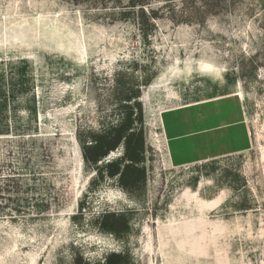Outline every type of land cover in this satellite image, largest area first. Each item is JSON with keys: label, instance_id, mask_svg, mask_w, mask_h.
Segmentation results:
<instances>
[{"label": "rangeland", "instance_id": "obj_1", "mask_svg": "<svg viewBox=\"0 0 264 264\" xmlns=\"http://www.w3.org/2000/svg\"><path fill=\"white\" fill-rule=\"evenodd\" d=\"M137 103L123 187V143L93 164L79 137ZM188 221L161 254L158 225ZM113 253L264 264V0H0V264Z\"/></svg>", "mask_w": 264, "mask_h": 264}, {"label": "trees", "instance_id": "obj_2", "mask_svg": "<svg viewBox=\"0 0 264 264\" xmlns=\"http://www.w3.org/2000/svg\"><path fill=\"white\" fill-rule=\"evenodd\" d=\"M137 107L138 114H136L135 118H132L134 115L133 111L128 107L119 122L113 125L111 129H104L92 137H79L84 159L93 164L101 160L120 143H123L124 159L130 162L123 164L121 168L118 163L114 162H109L107 165L110 176L119 174V182L123 187H128L130 183H133L134 180L136 182V180L144 175L143 169L136 167V163L140 161L139 155L144 145L141 128L136 132L133 125L135 120L141 123V108L138 103ZM107 230L113 233L117 232L115 227H108ZM125 258V255L113 253L107 256V260H105L106 264H125Z\"/></svg>", "mask_w": 264, "mask_h": 264}, {"label": "crops", "instance_id": "obj_3", "mask_svg": "<svg viewBox=\"0 0 264 264\" xmlns=\"http://www.w3.org/2000/svg\"><path fill=\"white\" fill-rule=\"evenodd\" d=\"M198 222L200 224L199 227L204 226V224L200 220H198ZM194 228H196V227H195V223H193V221H188L186 223H182L179 225L170 224L166 227L159 225L158 229H157V234L159 235L158 243H159V248H160L159 250H160L161 254H164L163 248H165L166 239H168L169 236H172V238H174V235H176V233L179 234L180 232H186V234H189L191 236V233H192ZM190 229H192L191 232H190ZM202 239H203V241L205 240V238H202ZM177 245L182 246V240L181 239L178 241ZM191 247L194 249V252L200 250V248H197L195 243H191Z\"/></svg>", "mask_w": 264, "mask_h": 264}, {"label": "bare ground", "instance_id": "obj_4", "mask_svg": "<svg viewBox=\"0 0 264 264\" xmlns=\"http://www.w3.org/2000/svg\"><path fill=\"white\" fill-rule=\"evenodd\" d=\"M76 197H77V196H76ZM159 225H160V224H159ZM159 225H158V226H159ZM147 228H148V227H147ZM169 229H170V228H169ZM191 230H192V229H190V232H191ZM188 231H189V230H188ZM147 236H148V235H147ZM152 236H153V235H152ZM157 237L159 238V235H158V234H157ZM171 237H172V236H171ZM150 240H151V237H150ZM158 241H159V239H158ZM150 242H151V241H150ZM147 246H148L149 250H152V247L150 246L149 243H148Z\"/></svg>", "mask_w": 264, "mask_h": 264}]
</instances>
